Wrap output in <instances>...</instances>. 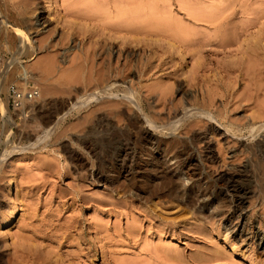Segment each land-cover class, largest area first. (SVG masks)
<instances>
[{"label":"rangeland","instance_id":"1","mask_svg":"<svg viewBox=\"0 0 264 264\" xmlns=\"http://www.w3.org/2000/svg\"><path fill=\"white\" fill-rule=\"evenodd\" d=\"M0 14V224L14 204L20 210L0 230V264H264L253 237L264 233V116L255 119L264 103V0H0ZM119 21L134 27L114 30ZM246 25V34L263 38L262 75L246 69L244 41L252 37L234 38ZM121 35L131 37L128 50ZM226 39L233 43L216 45ZM160 56L172 61L162 65ZM100 68L108 80L94 88ZM126 89L145 97L158 127H142L159 144L154 155L131 145L122 172L104 134L89 129L102 116L112 132L122 130L130 115ZM163 90L171 93L165 101ZM180 108L188 115L174 118ZM206 131L207 157L203 144L189 146L192 135ZM188 157L195 159L186 164ZM179 168L200 182H178V190L185 199L203 196L205 209H188L184 198L154 208L157 199L137 197L160 179H180ZM227 182L245 190L239 217L205 191L225 190Z\"/></svg>","mask_w":264,"mask_h":264},{"label":"bare ground","instance_id":"2","mask_svg":"<svg viewBox=\"0 0 264 264\" xmlns=\"http://www.w3.org/2000/svg\"><path fill=\"white\" fill-rule=\"evenodd\" d=\"M41 9V8H40ZM234 12V11H233ZM235 13V12H234ZM136 14V13H135ZM232 13H230V15H231ZM1 15V14H0ZM141 15V14H140ZM144 15V14H143ZM138 16V15H137ZM199 16V15H198ZM198 16H197V18H198ZM233 16V15H232ZM139 17V16H138ZM145 17V16H144ZM147 17V16H146ZM122 19H123V17H121ZM141 18H142V16H141ZM201 18V17H200ZM1 19H3V17H1ZM138 19H140V18H137V20ZM148 19V18H147ZM146 19V20H147ZM5 20V19H4ZM145 20V19H144ZM228 20V19H227ZM257 20V19H256ZM256 20H253V22L255 23V25L258 23V20L256 21ZM3 21V20H2ZM141 21H142V19H141ZM197 21H200V19L199 20H197ZM204 20H201V22H203ZM225 21V20H224ZM129 21H127V23H128ZM130 22H131V20H130ZM253 22H251V23H253ZM257 22V23H256ZM2 23H4V22H2ZM119 23H120V25L121 26H124L125 24L124 23H121L120 21H119ZM139 23H140V21H139ZM169 23V22H168ZM221 23V22H220ZM254 23H253V25H254ZM124 24V25H123ZM130 24V23H129ZM131 24H133V23H131ZM135 24V23H134ZM133 24V25H134ZM174 24V23H173ZM226 24V23H225ZM261 24V23H260ZM6 25V24H5ZM175 25H177V24H175ZM218 25V24H217ZM250 25V24H249ZM249 25H248V27H247V25H246V27L245 28H243L242 30H244V29H248V28H251V26H252V24H251V26L249 27ZM254 25V26H255ZM258 25V24H257ZM256 25V26H257ZM263 25V24H262ZM262 25H259V26H262ZM119 26V25H118ZM121 26H119L118 27V29H114V30H120V31H123V33H124V31L126 32V31H130L131 30V28L132 27H134V26H129V28H127L128 26H127V24L125 25V26H127L126 28H121ZM124 26V27H125ZM173 26V25H172ZM240 26V25H239ZM239 26H238V28H239ZM245 26V25H244ZM255 26V27H256ZM264 26V25H263ZM116 26H114V28H115ZM137 27V26H136ZM135 27V28H136ZM145 27V26H144ZM143 27V28H144ZM113 28V27H112ZM140 28H142L141 26H140ZM143 28H142V30H143ZM171 28V27H170ZM216 28V27H215ZM219 29L221 28V27H218ZM218 28H216V29H218ZM237 28V27H236ZM258 29H259V27H257ZM127 29V30H126ZM134 29V28H133ZM132 29V32L134 31ZM137 29V28H136ZM169 29V28H168ZM177 29V28H176ZM179 29V28H178ZM218 29V30H219ZM247 29L245 30V31H241L240 29H238V30H240V31H238V33H236V32H234V38L236 39H238L239 37H241L243 34L245 35L247 32H249V31H247ZM138 31H139V29H137ZM141 30V31H142ZM158 30H160V29H158ZM171 30V29H170ZM217 30V31H218ZM226 30L227 29H224L223 28V31L221 32L223 35H226ZM260 30V29H259ZM14 31L15 32H17V29L15 28L14 29ZM119 31V32H120ZM160 31H162V30H160ZM166 30H164V32H165ZM237 31V30H236ZM135 32H136V30H135ZM181 32V31H180ZM214 32H215V30H214ZM250 32H251V30H250ZM257 32V31H256ZM258 32H260V31H258ZM116 33V32H115ZM122 33V32H121ZM120 33V34H121ZM146 34V33H148V32H143V34ZM176 33V32H175ZM183 33H185V32H183ZM218 33V32H217ZM216 33V34H217ZM255 33V32H254ZM114 34V33H113ZM119 34V33H118ZM132 34V39H133V33H130L129 34V32L126 34V36L127 35H131ZM136 34V33H135ZM161 34V33H160ZM177 34V33H176ZM221 34V35H222ZM236 34V35H235ZM252 34V33H251ZM186 35V34H185ZM247 35V37L246 38H251L252 40H250V39H248L247 41H244V42H249V44H248V46L246 47V49L245 48H243L242 50H243V57L245 58V61H246V59H247V57H248V60H247V64H249V65H246L247 67H246V69L248 70V72L250 73V71H252L251 73L252 74H259V72H261L263 69H262V66H263V64H262V62L260 63V61L262 60V59H260V61L258 60L259 58V56L262 54V51L264 50L263 49V47H262V51H261V53H259L258 54V51H260L259 49H258V42H260L262 39H261V36L259 37V38H255V36H256V34L254 35V36H252V35H250L249 33L248 34H246ZM245 35V36H246ZM248 35H250V36H248ZM117 36V35H116ZM121 36H123V35H121ZM146 36V35H145ZM159 36V35H158ZM179 36V34L177 35V37ZM112 37H113V35H112ZM125 36H123L121 39H123ZM172 37V36H171ZM174 37V36H173ZM172 37V38H173ZM179 37H181L182 38V35H180ZM254 37V38H253ZM258 37V36H257ZM109 38V37H108ZM129 38H131V37H129L128 36V41H127V39L125 38V39H123V40H120L121 41V45H123L124 47H125V50H128V47H130V44H131V46H132V41H129ZM167 38V37H166ZM176 38V37H175ZM233 37H232V39H234ZM243 38H245V37H243ZM115 40L117 39V37L116 38H114ZM131 39V40H132ZM169 39L171 40V38L169 37ZM236 39V40H237ZM241 39V38H240ZM102 40V39H101ZM117 40H119V38L117 39ZM160 40V39H159ZM175 40H177V39H175ZM174 40V41H175ZM221 40V39H220ZM250 40V41H249ZM258 40H260V41H258ZM264 40V39H263ZM108 41V40H107ZM106 41V42H107ZM179 40H177V42H178ZM181 41V40H180ZM179 41V42H180ZM183 41H184V39H183ZM242 41V40H241ZM240 41V42H241ZM97 43H98V41H96ZM134 42V41H133ZM144 42V41H143ZM166 42H167V40H166ZM178 42V43H179ZM186 42V41H185ZM228 42H229V40H222V41H220L219 43H217L216 45H218V47L220 46H224V44H225V46H226V44H228ZM236 42V41H235ZM264 42V41H263ZM262 42V43H263ZM21 43V47L22 48H25L24 47V43L21 41L20 42ZM101 44L103 43V45H104V43L105 42H100ZM100 43H98V44H100ZM120 43V42H119ZM118 43V44H119ZM158 43V42H157ZM156 43V44H157ZM163 43V42H162ZM169 43V42H168ZM229 43H233V42H229ZM95 44V43H94ZM97 44V45H98ZM159 44H161V43H159ZM241 44H243V43H241ZM103 45L101 46V45H98L99 47H103ZM182 45H184V44H182ZM235 45V44H234ZM245 45V44H244ZM250 45V46H249ZM94 46H96V44L94 45ZM104 46H106V44L104 45ZM163 46V45H162ZM168 46V45H167ZM171 46H173V45H171ZM261 46V45H260ZM263 46V45H262ZM160 47V46H159ZM203 47V46H202ZM217 47V48H218ZM241 47V46H240ZM98 48V47H97ZM131 48V47H130ZM173 48V47H172ZM188 48V47H187ZM205 48V47H204ZM260 49H261V47H259ZM102 49H104V47L102 48ZM159 49V48H158ZM100 50V49H99ZM142 50V49H141ZM170 50V49H169ZM174 50V49H173ZM242 50H240V51H242ZM102 51V50H101ZM107 51V50H106ZM154 51V50H153ZM160 51V50H159ZM171 51V50H170ZM239 51V50H238ZM104 52V51H103ZM102 52V53H103ZM129 52H130V50H129ZM164 52H166V50L164 51ZM174 52H176V51H174ZM244 52H245V54L246 53H248V56H246L245 54H244ZM101 53V52H100ZM108 53V52H107ZM155 53V52H154ZM153 53V54H154ZM168 53V52H167ZM166 53V54H167ZM186 53V52H185ZM165 54V53H164ZM171 54V53H170ZM176 54H179V52L178 53H176ZM182 53H180L179 55H178V57L180 56V58L181 57H183L184 55L182 54ZM239 54H241V53H239ZM106 55V54H105ZM168 55H169V53H168ZM196 55V54H195ZM259 55V56H258ZM264 55V54H263ZM262 55V56H263ZM90 56V55H89ZM130 56V55H129ZM166 56V55H165ZM262 56H260L261 58H262ZM91 58V57H90ZM185 58V57H184ZM243 58V59H244ZM182 59V58H181ZM238 59V58H237ZM103 60V59H102ZM157 60H158V62H160L162 65H165V64H167V61L169 62V61H172V58H171V56H169V57H166V59L165 60H163V57H158L157 58ZM185 60V59H184ZM264 60V59H263ZM262 60V61H263ZM238 61V60H237ZM246 63V62H245ZM244 63V64H245ZM243 64V63H242ZM124 65V64H123ZM125 66V65H124ZM160 67H161V65H160ZM245 67V66H244ZM249 67V68H248ZM109 68V67H108ZM125 68V70H128V66H125L124 67ZM97 69V68H96ZM107 69V68H106ZM105 69V70H106ZM98 70H100V71H97L96 73V75L97 76H95L96 78H94L95 79V82H96V85L94 86V88H98L99 87V85H105L107 82V80H108V75H104L103 73H105L106 71H101V68L100 69H98ZM102 70H104V69H102ZM244 70V69H243ZM96 71V70H95ZM108 71H109V69H108ZM123 71H124V69H123ZM122 71V72H123ZM110 72V71H109ZM126 72V71H125ZM258 72V73H257ZM263 72V71H262ZM113 74V73H112ZM111 74V75H112ZM116 74V73H115ZM119 74V73H118ZM121 74V73H120ZM126 74V73H125ZM244 74V73H243ZM261 74V73H260ZM259 74V75H260ZM110 75V76H111ZM117 75V74H116ZM116 75H114L113 77H116ZM123 75V74H122ZM262 75V74H261ZM253 76V75H252ZM251 76V77H252ZM255 76V75H254ZM258 76V75H257ZM117 77H118V75H117ZM124 77H127V76H124ZM256 77V76H255ZM122 78V77H121ZM249 78V77H248ZM110 79V78H109ZM117 79V78H116ZM120 79V78H119ZM125 79V78H124ZM256 79H257V77H256ZM128 82L130 81H132L131 79L130 80H127ZM254 81V80H253ZM132 83V82H131ZM248 83V82H247ZM257 83V82H256ZM258 83H260V82H258ZM120 84V83H119ZM114 85V84H113ZM245 85H246V87H247V85L248 84H246L245 83ZM108 86V85H107ZM122 87L124 86V84H122L121 85ZM259 86V85H258ZM260 86H261V84H260ZM113 87V86H112ZM111 86L108 88L109 90H107L108 92H106V93H109V92H112V89H115V88H112ZM125 87V86H124ZM119 88V87H118ZM126 88H128L127 86H126ZM133 88V87H132ZM245 88V87H244ZM248 88H250V87H248ZM247 88V89H248ZM104 89V88H103ZM120 89V88H119ZM166 89V88H165ZM97 90V89H96ZM117 90V89H116ZM129 90V89H128ZM127 89L126 90H123V91H121V95H122V93L124 94L123 96V98H125L126 100L125 101H127V104H128V106H129V104H130V106H132V108H134V109H132L130 106L128 107L127 106V109H128V111H129V113L128 114H130L129 116H126V117H124V116H122V117H124L125 119H123V122H124V126H123V128H122V130L118 133V132H112L113 130H112V126H111V123H109L104 117H102V116H100V117H97V122L96 123H94V125L92 126V128L91 129H89L90 130V132H97L98 130H99V133L100 132H102L103 134H104V137H103V139H102V144L103 145H105L106 147L108 146V147H113L112 149H110V152H109V157L110 158H119L120 160H121V162L116 166V169L118 170V171H122V172H124L125 171V168H126V166H127V160L125 159L126 157H124V156H126V153H127V150L130 148V146L131 145H136V146H138L139 147V150H141V151H146V150H151L152 151V155H154V153L155 152H158V150H157V142H158V144H159V138L155 135V134H153V133H150V131L149 130H147V129H144L143 127H142V125H143V123L145 122L146 124H148V126L147 127H151V128H153L154 126L155 127H158V126H156V123H155V121L153 120V119H151L150 117H152V116H150L149 117V112L150 111H148L149 109H148V107H146L145 106V103H146V101L144 100L145 99V97H144V99L143 98H140L138 95V98H135L134 97V90L133 89H130L129 91H128ZM168 90H170L169 89V87H168ZM246 90V89H245ZM249 91V90H248ZM258 91H259V88H257V85H255L254 86V88H253V90L251 91V92H254V95H255V97L257 96L258 97ZM250 92V91H249ZM102 93V92H101ZM116 93V92H115ZM111 93H109V96H111L110 95ZM168 94H171V93H168L167 92V90H163L162 91V96H161V98H163V100L165 101V99H166V95H168ZM253 94V93H252ZM258 94V95H257ZM105 96V95H104ZM114 96V95H113ZM254 98V97H253ZM258 99V98H257ZM257 99H255L256 101H257ZM147 100V99H146ZM123 101V100H122ZM259 101V100H258ZM264 101V100H263ZM112 102V101H111ZM45 103V102H44ZM43 103V104H44ZM116 103V102H115ZM120 103H122V102H120ZM124 103V102H123ZM122 103V104H123ZM259 103V102H258ZM118 104H119V102H118ZM117 104V105H118ZM125 104V103H124ZM127 104H125V105H127ZM260 104V103H259ZM46 105H48V104H46ZM50 105V104H49ZM48 105V106H49ZM111 105H112V103H111ZM114 105V104H113ZM116 104H115V106H117ZM119 106V105H118ZM121 106V105H120ZM124 106V105H123ZM58 107V106H57ZM56 107V108H57ZM61 107V106H60ZM64 107V106H63ZM109 107H111V106H109ZM49 108V107H48ZM113 108V107H112ZM115 108V107H114ZM117 108V107H116ZM150 108V107H149ZM258 108H259V112H258V110H257V114H256V117L257 118H255V119H259V118H261V117H263L264 116V103H261V105H259L258 106ZM257 108V109H258ZM42 109V108H41ZM60 109V108H59ZM119 109V108H118ZM49 111V110H48ZM52 111V110H51ZM111 111V110H110ZM114 111V110H113ZM138 111L140 112V114L142 115V118H144V120L142 121V119H140V117H141V115H140V117H139V113H138ZM59 112V110H54L53 111V116L54 115H56L57 113ZM124 112V111H123ZM189 112V111H188ZM188 112H187V110L185 109V108H180L178 111H176V113H174V115L175 116H173L174 118L175 117H177V116H180V115H182L184 118L186 117V115H188ZM192 112V111H191ZM190 112V113H191ZM115 113V112H114ZM138 113V114H137ZM205 112H203V114H204ZM51 114V113H50ZM51 114V115H52ZM121 114L122 113H120V114H118L117 112H116V115L117 116H121ZM151 114V113H150ZM58 115H59V113H58ZM123 115V114H122ZM127 115V114H126ZM115 116V115H114ZM204 116V115H203ZM254 116V115H253ZM201 117V116H200ZM116 118V117H115ZM118 118V117H117ZM50 119H52L51 118V116H50ZM182 119V118H181ZM204 119V118H203ZM254 119V120H255ZM262 120H264L263 118H261ZM53 120V119H52ZM118 120V119H117ZM159 120V119H158ZM157 120V121H158ZM208 120H210V119H208ZM212 120V119H211ZM184 121V120H183ZM201 121V120H200ZM203 121V120H202ZM196 122H198V121H196ZM119 123V122H118ZM144 123V124H145ZM161 123V122H160ZM201 123V122H200ZM203 123V122H202ZM145 124V125H146ZM208 124V123H207ZM206 124V125H207ZM170 125V124H169ZM173 125V124H172ZM191 125V124H190ZM198 125V124H197ZM200 125V124H199ZM119 126V125H118ZM176 126H178V125H176ZM194 126V125H193ZM196 126V125H195ZM252 126V125H251ZM192 127V126H191ZM252 129H253V127H251ZM255 128V127H254ZM154 129H156V128H154ZM176 129V128H175ZM175 129H173V130H175ZM182 129V128H181ZM115 130V129H114ZM190 130H193V129H190ZM250 130V129H249ZM157 131V130H156ZM209 131V130H208ZM208 131H206V132H204V133H199V134H194V135H192L191 136V138H190V143H189V146H193L194 147V145H197V144H203V146H204V149H205V151L207 152L206 153V155H205V157H207V156H209V155H211V150H210V148H209V145H208V143L206 142L207 141V138H208ZM255 131H257V130H255ZM153 132V131H152ZM187 132V131H186ZM188 133V132H187ZM195 133V132H194ZM95 134V133H94ZM179 134V133H178ZM186 135V134H185ZM184 135V136H185ZM256 135H257V133H256ZM123 140L124 141H126V142H123ZM86 140H84V142H85ZM172 141H174V140H172ZM187 141H189V140H187ZM160 142H161V140H160ZM184 142H186V141H184ZM175 143V142H174ZM89 144V143H88ZM184 144V143H183ZM186 144H188V143H186ZM102 145V146H103ZM184 146V145H183ZM186 146H188V145H186ZM93 147V146H92ZM185 147V146H184ZM94 148V147H93ZM173 148V147H172ZM172 148L170 149V150H166V149H163L162 150V152H164V154H166L167 152H169V151H173L172 150ZM191 148V147H190ZM189 149V148H188ZM95 152V151H94ZM72 153V152H71ZM172 153V152H171ZM169 154V153H168ZM122 156L124 157V158H122ZM174 157H173V159H180V158H182L183 157V155L181 154V153H174V155H173ZM118 159V160H119ZM193 159H195V158H192V157H188L187 158V160H185V161H187V163L186 164H190L192 161H193ZM115 160V159H114ZM181 161V160H180ZM101 162V161H100ZM133 163H135V162H133ZM182 163H185V162H182ZM115 165V164H114ZM187 166V165H186ZM128 167L129 166H127V169H128ZM190 167V166H189ZM188 166H187V168H189ZM191 168V167H190ZM179 170H180V168H179ZM127 171V170H126ZM193 171V170H192ZM113 173V172H112ZM178 173H179V171H178ZM118 174V173H117ZM124 174V173H123ZM96 176V175H95ZM178 177L177 178H180V179H160L161 181V183H160V186H158V187H152V188H148L147 190H145V191H143V192H141V193H136V195H137V197H140V198H143L144 200H145V202H150L151 203V201H154V200H158V202L156 203V204H152V206L154 207V208H157L158 207V205H160V204H162V202H161V200L163 201V200H168V201H174V200H178V199H185V197H184V191H185V189L184 188H181L180 189V191L178 190L179 189V185L177 184L178 182L179 183H181V182H183L184 180H186V181H188V182H200L199 180H197V179H192V177H193V175L191 174V172L189 171V170H187V169H181L180 170V173H179V175H177ZM192 176V177H191ZM96 177H98V176H96ZM106 178H107V176H106ZM183 178H185V179H183ZM97 179V178H96ZM159 180V179H158ZM204 180V179H203ZM202 180V181H203ZM228 180V179H227ZM205 181V180H204ZM159 182V181H158ZM115 183L114 182H111L109 185L110 186H112V185H114ZM182 184V183H181ZM225 186H226V188H225V190L223 189H218L217 191H211L212 189H205V191L206 192H208V194L209 195H207V196H212V195H215L216 194V196H219V197H222V199H221V202H223L224 201V204H226V205H228V208L229 209H231L232 210V216H235L236 214L238 215V213H239V211H241L240 210V208H241V205H242V203H241V199H239V196H244L245 195V190L244 189H235V188H231V186L229 185V183L227 182L226 184H225ZM136 190V189H135ZM226 191H228V192H230L231 194H232V200L233 201H230V199L227 197V196H225V192ZM182 193V194H181ZM188 197V196H187ZM203 198L204 199V197L203 196H200V198ZM206 197V196H205ZM227 197V198H226ZM199 197H197V196H195V197H192V198H186L185 199V205H186V207L188 208V209H195L197 206H199V207H201L202 209H205V207H207L209 204H208V202L206 201H204V202H202L201 204L199 203L200 201L198 200V199H200ZM202 199V200H203ZM228 200V201H227ZM164 202V201H163ZM199 204V205H198ZM186 208V209H187ZM20 210H19V208H18V206L17 205H13L12 206V208H10L9 210H7L4 214H3V217H2V219H1V224H0V230H3V229H8V227H9V225L12 223V221H13V218H14V216L19 212ZM191 213V212H190ZM237 217H239V215L237 216ZM230 220V219H229ZM230 224V223H229ZM3 233V235H6V233L7 232H2ZM243 236H244V233H243V224L242 225H240V228L238 227V231L236 232V235H235V237L239 240V241H241V239L243 238ZM254 238H255V241H256V246H257V248H259V249H264V233H260V232H256L255 234H254V236H253ZM205 261V260H204ZM207 262L209 261V260H206ZM202 262V261H201ZM198 263H199V261H198ZM41 264H43V261L41 262ZM45 264V263H44Z\"/></svg>","mask_w":264,"mask_h":264},{"label":"built area","instance_id":"3","mask_svg":"<svg viewBox=\"0 0 264 264\" xmlns=\"http://www.w3.org/2000/svg\"><path fill=\"white\" fill-rule=\"evenodd\" d=\"M12 95H13V99L15 100V99H19V97L16 95V93H14V92H12ZM17 101V100H16Z\"/></svg>","mask_w":264,"mask_h":264}]
</instances>
